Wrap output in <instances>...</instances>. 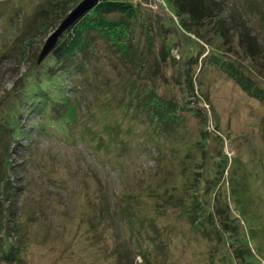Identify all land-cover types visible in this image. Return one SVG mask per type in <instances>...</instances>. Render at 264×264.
I'll use <instances>...</instances> for the list:
<instances>
[{
  "label": "rangeland",
  "instance_id": "1",
  "mask_svg": "<svg viewBox=\"0 0 264 264\" xmlns=\"http://www.w3.org/2000/svg\"><path fill=\"white\" fill-rule=\"evenodd\" d=\"M81 1L0 0V166L11 162L17 182L12 201L0 184V264H264V99L234 78L264 90V0H184L209 9L197 23L168 0H117L137 11L141 52L121 73L101 62L103 80L78 95L96 145L80 127L43 133L17 108L24 79L51 61L38 62L47 38ZM129 81L173 102L179 122L157 131L124 112ZM13 122L25 129L16 139Z\"/></svg>",
  "mask_w": 264,
  "mask_h": 264
},
{
  "label": "trees",
  "instance_id": "2",
  "mask_svg": "<svg viewBox=\"0 0 264 264\" xmlns=\"http://www.w3.org/2000/svg\"><path fill=\"white\" fill-rule=\"evenodd\" d=\"M168 1L179 16L189 15L192 22H201L209 16L205 13L209 9L201 4L194 3L193 6L189 7L184 0ZM193 1L195 2V0ZM136 15L137 11L132 3L117 0H99V3L93 9L68 29L67 37L64 36L61 42L56 43L51 51L49 59L51 61L47 64L48 66L39 68L35 74H31L24 79L26 87L19 90L20 102L17 104L18 109L23 108L21 116H24L26 110L28 113H34L38 122L37 125L43 133H46L48 128L52 129L54 133L65 134L72 138L73 130L80 127L83 120L79 118L83 106L78 95L87 85L92 84L95 88L98 86L105 71L103 68L98 70L100 68H98V65L101 62L110 64L113 61L112 65L115 70L121 73L122 70H128V63H136L140 58L141 43H133L135 30L133 21L136 19ZM193 26L185 24V28L190 33L197 31L192 30ZM244 36L240 39L242 43L245 40L249 41L248 38H250L247 33ZM146 40H149L148 37ZM100 47L104 49V53L101 52ZM250 48V46H247L248 50H251ZM162 49L167 51L169 49L168 43H163ZM111 56L114 58H111ZM104 59H107V61ZM91 73L96 77L95 80L93 79L95 82L91 79ZM234 78L245 92L251 96L264 99V90L249 84L242 76L235 75ZM102 82H104L103 85H109L106 77ZM140 86L143 85L131 81L125 84L123 93L129 94L128 100L130 98V101L127 105L125 104L124 112H129L130 116L134 115V117L142 115L146 122L153 127L159 126L156 127L157 131H168L169 127L179 122V118L173 110V102L170 100L167 102L158 92L146 89V87L142 88L141 91ZM54 88H57L58 92ZM106 97L107 99L102 100L101 105L103 108L100 109V113L110 110L112 98L111 95ZM122 102L124 103V101ZM133 104L136 105L134 111L131 110ZM99 114L95 109L90 112L91 117L94 116L93 118L96 120ZM122 117H124V114ZM83 128L80 131L88 135L89 140L94 145L99 144L101 137L95 133L94 130L96 129L93 123H87ZM7 129L12 139H16L21 133V135H24V127L19 128L17 122L8 125ZM106 130L113 131V135L116 134L115 128L113 130L107 127ZM11 165L12 163L7 161L4 166H0V184L5 189L2 191H6L8 194L7 200L10 201H12L11 198L15 194L17 183L15 182L16 177L10 175L7 170ZM9 214L11 217L15 215L13 207H11ZM202 217L210 221L208 214L204 213ZM15 227L10 226L13 230H15ZM7 244H4L1 252L6 254L8 256L7 261H10L15 259L16 256L11 250V246H7Z\"/></svg>",
  "mask_w": 264,
  "mask_h": 264
},
{
  "label": "water",
  "instance_id": "3",
  "mask_svg": "<svg viewBox=\"0 0 264 264\" xmlns=\"http://www.w3.org/2000/svg\"><path fill=\"white\" fill-rule=\"evenodd\" d=\"M98 3L99 0H82L79 2L47 38L41 49L38 62L40 63L44 57H46L54 49L56 43L64 32H66L77 20L93 9Z\"/></svg>",
  "mask_w": 264,
  "mask_h": 264
},
{
  "label": "bare ground",
  "instance_id": "4",
  "mask_svg": "<svg viewBox=\"0 0 264 264\" xmlns=\"http://www.w3.org/2000/svg\"><path fill=\"white\" fill-rule=\"evenodd\" d=\"M214 158V157H213Z\"/></svg>",
  "mask_w": 264,
  "mask_h": 264
}]
</instances>
